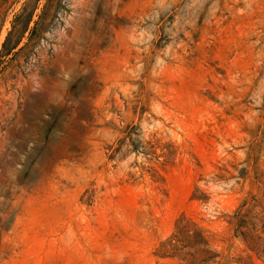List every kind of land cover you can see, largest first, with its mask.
I'll return each instance as SVG.
<instances>
[{
	"label": "rangeland",
	"instance_id": "374dc122",
	"mask_svg": "<svg viewBox=\"0 0 264 264\" xmlns=\"http://www.w3.org/2000/svg\"><path fill=\"white\" fill-rule=\"evenodd\" d=\"M263 220L264 0H0V264H264Z\"/></svg>",
	"mask_w": 264,
	"mask_h": 264
},
{
	"label": "trees",
	"instance_id": "16d2710c",
	"mask_svg": "<svg viewBox=\"0 0 264 264\" xmlns=\"http://www.w3.org/2000/svg\"><path fill=\"white\" fill-rule=\"evenodd\" d=\"M241 208L238 209V211H236V213L233 216V219L235 220V226H236L237 230L240 232V235L242 236L243 240L245 241L246 240V235L244 233H241L240 230L243 229V228H246L248 226H250L252 230H255L256 223L260 222L261 219L257 215L256 216H249V213H246V212L242 211ZM197 237L199 238V241H198L197 245H200V246H203V247L207 246L206 241H204V239L202 237H200L199 235H197Z\"/></svg>",
	"mask_w": 264,
	"mask_h": 264
}]
</instances>
